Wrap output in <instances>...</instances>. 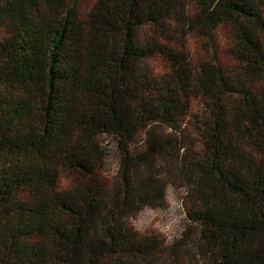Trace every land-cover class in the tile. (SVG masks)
Masks as SVG:
<instances>
[{
	"label": "trees",
	"instance_id": "16d2710c",
	"mask_svg": "<svg viewBox=\"0 0 264 264\" xmlns=\"http://www.w3.org/2000/svg\"><path fill=\"white\" fill-rule=\"evenodd\" d=\"M193 1L0 0V264H264V0ZM165 159L187 182L171 243L128 224L165 201Z\"/></svg>",
	"mask_w": 264,
	"mask_h": 264
},
{
	"label": "rangeland",
	"instance_id": "374dc122",
	"mask_svg": "<svg viewBox=\"0 0 264 264\" xmlns=\"http://www.w3.org/2000/svg\"><path fill=\"white\" fill-rule=\"evenodd\" d=\"M193 0H187L186 10L188 13H193L195 8ZM148 35L151 34L149 30L146 31ZM232 34L229 29L223 28L219 34V42L216 47L217 58H219L223 65L230 62V57L225 53L231 47ZM186 50L196 65L199 63V58H203L207 54L204 50L203 44L193 38H189L186 44ZM211 53V51H209ZM143 67L156 77H166L170 72L168 64L160 56L147 58L143 62ZM202 105L200 99L193 102L191 114L200 113ZM144 137V133L141 138ZM102 144L107 145L109 151L106 160L105 176L108 180L113 179L118 174V167L120 155L117 144L109 137L102 138ZM155 173L163 180L166 185L165 201L158 207H146L137 215L128 220V224L134 227L139 233L160 235L171 243L172 241L181 237L187 230V221L185 215L184 197L187 191V182L183 173L178 169L177 163L171 159L161 160L158 169ZM76 177L64 176L60 181L62 188H68L76 181Z\"/></svg>",
	"mask_w": 264,
	"mask_h": 264
}]
</instances>
